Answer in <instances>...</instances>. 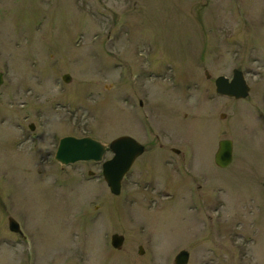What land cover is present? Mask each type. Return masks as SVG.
Here are the masks:
<instances>
[{
	"label": "rangeland",
	"instance_id": "374dc122",
	"mask_svg": "<svg viewBox=\"0 0 264 264\" xmlns=\"http://www.w3.org/2000/svg\"><path fill=\"white\" fill-rule=\"evenodd\" d=\"M0 71V264H264V0H0ZM65 135L146 150L114 195Z\"/></svg>",
	"mask_w": 264,
	"mask_h": 264
},
{
	"label": "water",
	"instance_id": "95a60500",
	"mask_svg": "<svg viewBox=\"0 0 264 264\" xmlns=\"http://www.w3.org/2000/svg\"><path fill=\"white\" fill-rule=\"evenodd\" d=\"M206 75L210 74L206 71ZM65 82L71 80L69 74L63 76ZM4 73L0 71V87L4 84ZM216 91L222 96L236 99H245L250 94L248 83L243 70L235 68L232 77L219 75L215 79ZM225 113L221 116L225 117ZM33 128V126H32ZM113 152V157L103 162V175L112 193L119 195L122 190V181L126 173L131 169L135 160L145 151V146L130 135H122L110 142H103L91 137H77L67 135L60 139L55 158L62 164L67 165L78 161H102L107 151ZM179 152L178 149H174ZM233 162V140L221 139L215 153V163L221 168H226ZM9 228L16 233H22L20 223L13 217L9 218ZM112 246L120 249L125 241V236L114 233L111 238ZM143 247L140 253H143ZM190 252L181 250L175 257V264H187Z\"/></svg>",
	"mask_w": 264,
	"mask_h": 264
},
{
	"label": "flooded vegetation",
	"instance_id": "af4514ba",
	"mask_svg": "<svg viewBox=\"0 0 264 264\" xmlns=\"http://www.w3.org/2000/svg\"><path fill=\"white\" fill-rule=\"evenodd\" d=\"M141 247H143V246H141ZM144 252H145V251H144ZM144 252H143V253H144ZM143 253H142V254H143ZM150 262H153V259H151Z\"/></svg>",
	"mask_w": 264,
	"mask_h": 264
}]
</instances>
